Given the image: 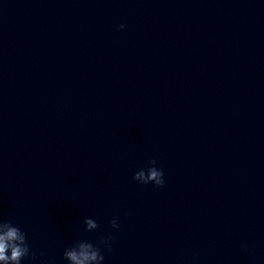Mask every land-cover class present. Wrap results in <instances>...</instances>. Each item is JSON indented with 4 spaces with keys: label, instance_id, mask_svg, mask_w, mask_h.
I'll return each mask as SVG.
<instances>
[{
    "label": "clouds",
    "instance_id": "1",
    "mask_svg": "<svg viewBox=\"0 0 264 264\" xmlns=\"http://www.w3.org/2000/svg\"><path fill=\"white\" fill-rule=\"evenodd\" d=\"M124 28V24L119 25L120 30ZM147 165V167L141 168L133 174V180L143 185L151 183L155 187H163L165 183L164 172L156 166L157 161L149 159ZM83 223L85 231L88 232L99 227L97 221L92 218H86ZM109 223L114 230H118L120 227L118 217H113ZM114 240L113 236L102 238L96 243L88 240H77L64 249L62 259L67 264H103L105 257L102 254V249L112 251ZM241 248L247 250L246 245H241ZM39 256L43 257L44 253L40 252ZM25 259L37 260V254L30 247L27 233L11 220L0 218V264H22ZM193 259L195 260V257ZM41 264H48V262L41 260Z\"/></svg>",
    "mask_w": 264,
    "mask_h": 264
}]
</instances>
